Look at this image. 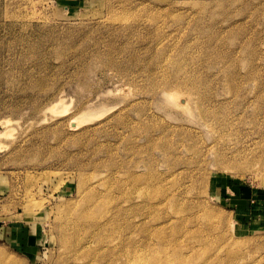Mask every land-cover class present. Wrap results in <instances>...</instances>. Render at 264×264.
Returning <instances> with one entry per match:
<instances>
[{"label":"rangeland","instance_id":"obj_1","mask_svg":"<svg viewBox=\"0 0 264 264\" xmlns=\"http://www.w3.org/2000/svg\"><path fill=\"white\" fill-rule=\"evenodd\" d=\"M152 173L192 204L182 264H264V0H0L2 255L56 264L88 196L133 217Z\"/></svg>","mask_w":264,"mask_h":264},{"label":"bare ground","instance_id":"obj_2","mask_svg":"<svg viewBox=\"0 0 264 264\" xmlns=\"http://www.w3.org/2000/svg\"><path fill=\"white\" fill-rule=\"evenodd\" d=\"M167 81L161 79L160 82L162 85L167 86ZM168 166V169L174 168V166ZM169 171L172 170L169 169ZM152 174L154 175L152 179L149 178V174L147 175L146 182L143 183L144 187L142 186L143 188L138 192L137 200L133 198L134 196L126 197L127 202L135 199V201L132 200L130 206V210L136 213L133 217L126 216L124 208L119 202L109 205L110 203H107V201L94 200V196H88L80 212L73 213L71 220L68 219L65 224L62 223L58 226L61 246L56 264H107L108 262L113 264V261L117 260L118 257L124 258L122 264H182L183 260L187 261L192 256L194 249L188 247L189 251L182 253L175 243L177 236L165 235L164 232L169 230V227L175 226L177 232L180 233L185 228V221L191 215L192 204L185 201L183 193L186 191L180 186H175L167 191L158 187L157 191L161 189V192L153 197L154 201L144 200L149 195L148 191L151 187H154L156 183L162 185L161 180L164 174ZM108 181L106 179V186L109 184ZM120 182L119 179L112 182L116 188L118 187L117 190L119 191L122 188ZM111 189L107 188V193L110 194ZM163 206L166 209L165 211L160 210ZM204 215L209 218L207 212ZM135 216L138 219H135ZM192 222L195 223V221ZM188 224L190 223L188 222ZM131 229L141 234V240L131 238V233H127ZM82 232L86 234L85 236L88 239L85 242L80 237ZM0 264L13 263L8 261L0 252Z\"/></svg>","mask_w":264,"mask_h":264},{"label":"crops","instance_id":"obj_3","mask_svg":"<svg viewBox=\"0 0 264 264\" xmlns=\"http://www.w3.org/2000/svg\"><path fill=\"white\" fill-rule=\"evenodd\" d=\"M63 1H69V0H60V2H63Z\"/></svg>","mask_w":264,"mask_h":264}]
</instances>
